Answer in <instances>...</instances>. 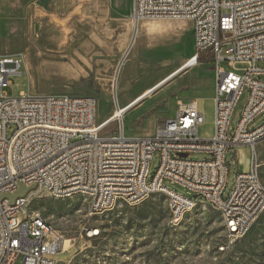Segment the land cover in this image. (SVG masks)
<instances>
[{
	"label": "built area",
	"instance_id": "built-area-1",
	"mask_svg": "<svg viewBox=\"0 0 264 264\" xmlns=\"http://www.w3.org/2000/svg\"><path fill=\"white\" fill-rule=\"evenodd\" d=\"M159 19L192 23L194 48L185 69L205 55L214 62L208 135L201 133L206 116L196 98L179 100L176 114L151 135L132 137L123 126L107 135L104 130L121 122L128 106L120 105L117 91L115 119L98 123L93 96H7L4 88L24 74V63L15 55L0 57V264H50L55 254L69 250L55 224L40 210L28 211V193L10 199L20 186H42L55 199L85 191L90 215L114 207L118 195L138 205L162 192L170 195L172 224L202 202L231 222L221 250L243 238L264 212L257 157L264 139V118L258 121L264 115V68L258 65L264 61V0H133L134 23ZM223 61L243 66L242 73L226 70ZM242 146L249 149L248 169L233 171L230 156ZM97 233L87 229L88 236Z\"/></svg>",
	"mask_w": 264,
	"mask_h": 264
},
{
	"label": "rangeland",
	"instance_id": "rangeland-1",
	"mask_svg": "<svg viewBox=\"0 0 264 264\" xmlns=\"http://www.w3.org/2000/svg\"><path fill=\"white\" fill-rule=\"evenodd\" d=\"M135 31L137 39L132 43ZM192 52L191 22L159 19L136 24L132 0H0V57L15 55L24 63V74L10 78L5 94L93 96L98 123L113 114L116 91L125 106L179 69ZM123 59L116 87V71ZM211 60L205 55L198 66L178 73L104 133L116 134L125 125L129 136L151 135L176 114L179 100L196 98L206 115L201 132L209 134L215 86ZM222 65L242 73L243 66H230L227 61ZM258 65L264 68V61ZM13 131L9 129V134ZM230 157L231 170L248 169V148H239ZM257 157L264 185V139L257 145ZM28 195V211L40 210L64 236V249L69 250L53 256L58 264H264V212L243 238L221 250L226 243L221 214L202 202L172 224L170 201L162 192L138 205L118 202L97 215L89 214V204L80 196L55 199L42 186ZM89 228L98 233L88 236Z\"/></svg>",
	"mask_w": 264,
	"mask_h": 264
},
{
	"label": "bare ground",
	"instance_id": "bare-ground-1",
	"mask_svg": "<svg viewBox=\"0 0 264 264\" xmlns=\"http://www.w3.org/2000/svg\"><path fill=\"white\" fill-rule=\"evenodd\" d=\"M42 39L43 38H40L39 41H42ZM136 39H137V31H135V33H134V35L132 37V43L135 42ZM55 43H56V40H55V38H53L52 41H51V45L54 46ZM124 60L125 59H123L121 61L120 65H119V67L117 68V71H116V76H115L116 87L119 86V77H120V74H121V71H122V65H124ZM183 70H185V66L182 65V66L179 67V69H176L175 71H173L172 73H170L169 75H167L166 77H164L163 79H161L160 81H158L157 83H155L154 85H152L151 87H149L148 89H146L145 91H143L142 94L138 98H136L135 100H133L132 102H130L129 104H127L128 106L124 109V112L125 113L123 114L122 119H123V117H126V114L137 103L141 102L146 97H148L149 95H151L152 93H154L156 90H158L160 87H162L164 84H166L169 80H171L173 77H175L178 73H181ZM110 118H111L110 121H113L115 119V116L111 115ZM124 129H125V125H124ZM76 196H80L85 201H88V193H85V191H76L75 197ZM167 197H168V199L170 201V195H167ZM118 202H127V195H118ZM185 210L186 209H184L183 212ZM182 213H181V215H182ZM220 214H221V217H222V220H223V213L220 212ZM223 225H224L225 234H231L232 233V225H231V222H223ZM57 231H59V230L57 229ZM0 248H2V240H0ZM50 264H57V262L54 260V258H50Z\"/></svg>",
	"mask_w": 264,
	"mask_h": 264
},
{
	"label": "water",
	"instance_id": "water-1",
	"mask_svg": "<svg viewBox=\"0 0 264 264\" xmlns=\"http://www.w3.org/2000/svg\"><path fill=\"white\" fill-rule=\"evenodd\" d=\"M32 188H34V187L28 188V187L20 186L19 191H18L16 194L11 195V196H10V199H11L12 201H14L17 197H23V196H25V195H26V194H27Z\"/></svg>",
	"mask_w": 264,
	"mask_h": 264
},
{
	"label": "crops",
	"instance_id": "crops-1",
	"mask_svg": "<svg viewBox=\"0 0 264 264\" xmlns=\"http://www.w3.org/2000/svg\"><path fill=\"white\" fill-rule=\"evenodd\" d=\"M132 3H133V0H132ZM191 25H192V23H191ZM192 33H193V26H192ZM193 41H194V37H193ZM194 48V47H193ZM180 74V73H179ZM178 75V74H177ZM176 75V76H177ZM143 92V91H142ZM142 92L140 93H138L134 98H132L127 104H129L130 102H132L133 100H135L136 98H138L141 94H142ZM140 103V102H139ZM126 104V105H127ZM138 104V103H137ZM136 104V105H137ZM199 104H200V101H199ZM135 105V106H136ZM213 107H214V103H213ZM200 108H201V110L203 111V109H202V106H201V104H200ZM204 112V111H203ZM205 114V113H204ZM206 116V115H205ZM204 126V125H203ZM203 126H202V128H203ZM202 128H201V130H202ZM202 133V132H201ZM208 135V134H207ZM240 148H244V149H246L247 147L246 146H242V147H240Z\"/></svg>",
	"mask_w": 264,
	"mask_h": 264
},
{
	"label": "trees",
	"instance_id": "trees-1",
	"mask_svg": "<svg viewBox=\"0 0 264 264\" xmlns=\"http://www.w3.org/2000/svg\"><path fill=\"white\" fill-rule=\"evenodd\" d=\"M110 117V116H109Z\"/></svg>",
	"mask_w": 264,
	"mask_h": 264
}]
</instances>
